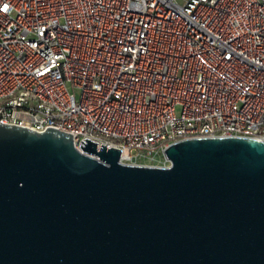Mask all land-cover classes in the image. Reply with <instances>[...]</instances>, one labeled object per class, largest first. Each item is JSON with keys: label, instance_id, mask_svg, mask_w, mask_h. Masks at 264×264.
Masks as SVG:
<instances>
[{"label": "built area", "instance_id": "obj_1", "mask_svg": "<svg viewBox=\"0 0 264 264\" xmlns=\"http://www.w3.org/2000/svg\"><path fill=\"white\" fill-rule=\"evenodd\" d=\"M0 123L137 166L190 139L264 142V0H0Z\"/></svg>", "mask_w": 264, "mask_h": 264}, {"label": "water", "instance_id": "obj_2", "mask_svg": "<svg viewBox=\"0 0 264 264\" xmlns=\"http://www.w3.org/2000/svg\"><path fill=\"white\" fill-rule=\"evenodd\" d=\"M0 123V264H264V142L190 139L168 167Z\"/></svg>", "mask_w": 264, "mask_h": 264}]
</instances>
